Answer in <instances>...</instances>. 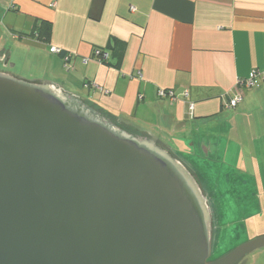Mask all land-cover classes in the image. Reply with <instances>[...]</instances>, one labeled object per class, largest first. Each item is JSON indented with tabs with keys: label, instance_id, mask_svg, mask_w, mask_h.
Wrapping results in <instances>:
<instances>
[{
	"label": "water",
	"instance_id": "water-1",
	"mask_svg": "<svg viewBox=\"0 0 264 264\" xmlns=\"http://www.w3.org/2000/svg\"><path fill=\"white\" fill-rule=\"evenodd\" d=\"M2 72L0 264H236L264 248L259 236L208 262V198L168 144Z\"/></svg>",
	"mask_w": 264,
	"mask_h": 264
},
{
	"label": "crops",
	"instance_id": "crops-1",
	"mask_svg": "<svg viewBox=\"0 0 264 264\" xmlns=\"http://www.w3.org/2000/svg\"><path fill=\"white\" fill-rule=\"evenodd\" d=\"M39 21L50 25L46 40L34 33ZM13 47L28 80L77 93L168 144L210 194V178L195 168L224 162L231 138L242 163L264 156V82L238 87L241 102L226 107L237 82L264 67V0H0L5 67ZM96 50L108 53L105 63ZM162 89L176 100L159 98ZM251 209V219L262 213Z\"/></svg>",
	"mask_w": 264,
	"mask_h": 264
},
{
	"label": "rangeland",
	"instance_id": "rangeland-1",
	"mask_svg": "<svg viewBox=\"0 0 264 264\" xmlns=\"http://www.w3.org/2000/svg\"><path fill=\"white\" fill-rule=\"evenodd\" d=\"M14 45L21 46L20 43H15ZM7 52L12 53L11 61L6 67L3 63H0V71L28 80L25 77L29 72L28 69L20 67L19 60L23 55L18 52L16 54L14 47L11 51L8 49ZM17 55L20 56V59ZM229 147V153L225 157V161L214 165L211 171L209 170L208 172L206 168L204 171L202 165L200 166L201 168L199 166L195 168L197 171L201 169L199 173H206L205 175L210 178L209 182L212 184L213 191H210L211 194L208 191H205V193L209 204L212 203L214 209L223 217L214 227L208 262L222 258L248 240L264 236V156L255 159L253 163H250V159V161L244 160V163H242L238 142L232 141L231 138ZM253 168L260 170V173L256 174V176L261 179L254 178ZM196 180L199 183L198 179ZM261 183H263V189L259 186ZM259 205L262 208V213L253 215L254 218L251 219L252 215L250 216V214L255 213L251 206L259 207ZM246 207H248L249 211H245ZM236 264H264V248L245 256Z\"/></svg>",
	"mask_w": 264,
	"mask_h": 264
},
{
	"label": "built area",
	"instance_id": "built-area-1",
	"mask_svg": "<svg viewBox=\"0 0 264 264\" xmlns=\"http://www.w3.org/2000/svg\"><path fill=\"white\" fill-rule=\"evenodd\" d=\"M50 52L60 53V51L55 48H50ZM93 55L98 59L100 63H105L108 59V53L105 51L96 50L94 51ZM63 60H64L65 67H66V65H68L69 58L67 56H64ZM84 63H86V60H84ZM262 82H264V67L262 70H252L245 80L237 82L234 95L232 99L228 102L226 107L228 109H234L237 106V104L241 102L242 95L238 87L243 86L245 88H258L260 87ZM88 86H89L88 84L85 85V87H88ZM93 86L97 89H100L96 85H93ZM187 95L188 93L185 92L184 96H187ZM157 96L159 98L168 99L171 102H174L176 100L174 93L170 90H163V89L159 90L157 93ZM192 109H193V105L191 104L190 110Z\"/></svg>",
	"mask_w": 264,
	"mask_h": 264
},
{
	"label": "trees",
	"instance_id": "trees-1",
	"mask_svg": "<svg viewBox=\"0 0 264 264\" xmlns=\"http://www.w3.org/2000/svg\"><path fill=\"white\" fill-rule=\"evenodd\" d=\"M49 31H50V25L44 21H39V25L35 28L34 30V33L37 35V37H39V39H43V40H46L48 38V35H49ZM171 153V152H170ZM172 156L175 158V159H179V157L175 154V153H171ZM182 164V163H181ZM186 170L190 173V175H192L195 179H198L197 178V175L195 173H193L188 167L187 165L185 164H182ZM199 181V179H198ZM200 184V182H199ZM211 205V206H210ZM209 207L211 209V226H212V232H211V246H212V237H213V233H214V227H216V223L218 222L217 221V215L218 213L215 211L212 203L209 204Z\"/></svg>",
	"mask_w": 264,
	"mask_h": 264
},
{
	"label": "flooded vegetation",
	"instance_id": "flooded-vegetation-1",
	"mask_svg": "<svg viewBox=\"0 0 264 264\" xmlns=\"http://www.w3.org/2000/svg\"><path fill=\"white\" fill-rule=\"evenodd\" d=\"M2 73H4V72H2Z\"/></svg>",
	"mask_w": 264,
	"mask_h": 264
}]
</instances>
